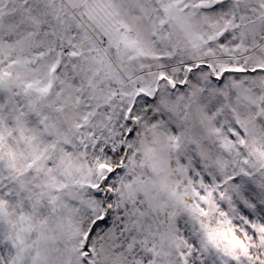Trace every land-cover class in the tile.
Masks as SVG:
<instances>
[{"label":"snow or ice","instance_id":"6c2138e0","mask_svg":"<svg viewBox=\"0 0 264 264\" xmlns=\"http://www.w3.org/2000/svg\"><path fill=\"white\" fill-rule=\"evenodd\" d=\"M0 264H264V0H0Z\"/></svg>","mask_w":264,"mask_h":264}]
</instances>
